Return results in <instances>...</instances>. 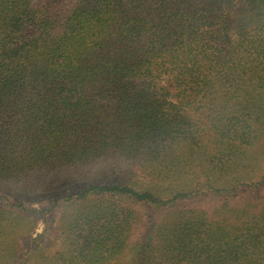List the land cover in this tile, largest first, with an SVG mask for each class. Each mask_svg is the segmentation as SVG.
<instances>
[{
    "label": "trees",
    "instance_id": "trees-1",
    "mask_svg": "<svg viewBox=\"0 0 264 264\" xmlns=\"http://www.w3.org/2000/svg\"><path fill=\"white\" fill-rule=\"evenodd\" d=\"M0 264H264V0H0Z\"/></svg>",
    "mask_w": 264,
    "mask_h": 264
},
{
    "label": "rangeland",
    "instance_id": "rangeland-1",
    "mask_svg": "<svg viewBox=\"0 0 264 264\" xmlns=\"http://www.w3.org/2000/svg\"><path fill=\"white\" fill-rule=\"evenodd\" d=\"M101 169H103L104 167V164L99 166ZM125 169L120 167L115 173L109 171L107 175L105 174H102V175H96L95 176V179L96 181H101V182H110V181H117V180H122V178L125 177ZM203 181V178L201 176H199L198 174L195 175L192 179V182H202ZM191 185V184H190ZM72 189V185H68L64 188H59V193H64L66 192L67 190H71ZM28 207H40V204L38 203H25ZM53 221L51 222V224H49L47 227L46 225L44 224L45 222L41 220H37V223L35 224L33 230L30 232V234H28V237L30 238H34L35 235L43 232L45 229H46V237H49L51 232L53 231V228L55 227V223H56V220L58 219V214L55 213L53 216ZM50 220V218H49ZM44 242L46 243V241L44 240ZM28 244L26 245L24 243V247L21 249V253L24 255L26 253V250L28 249Z\"/></svg>",
    "mask_w": 264,
    "mask_h": 264
}]
</instances>
